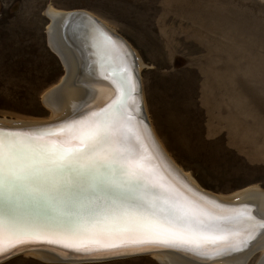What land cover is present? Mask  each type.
Instances as JSON below:
<instances>
[{
  "label": "rangeland",
  "instance_id": "rangeland-1",
  "mask_svg": "<svg viewBox=\"0 0 264 264\" xmlns=\"http://www.w3.org/2000/svg\"><path fill=\"white\" fill-rule=\"evenodd\" d=\"M48 7L91 12L129 43L156 135L201 188L225 197L264 190V0H0L2 122L53 115L43 96L65 69L49 45ZM2 264L88 262L24 254Z\"/></svg>",
  "mask_w": 264,
  "mask_h": 264
},
{
  "label": "snow or ice",
  "instance_id": "snow-or-ice-1",
  "mask_svg": "<svg viewBox=\"0 0 264 264\" xmlns=\"http://www.w3.org/2000/svg\"><path fill=\"white\" fill-rule=\"evenodd\" d=\"M80 15L111 40L97 21ZM127 56L131 65L113 73L116 99L67 126L76 133L78 146L49 140L53 133L43 129H0V257L18 254V246L31 241L73 250L87 256L88 264H114L158 246L230 261L257 238L208 255L209 244L226 239L216 234L214 224L223 218L212 217L199 204L173 199L153 178L131 124L141 120L143 100L136 57L130 50ZM129 99L136 103V114L125 115Z\"/></svg>",
  "mask_w": 264,
  "mask_h": 264
},
{
  "label": "water",
  "instance_id": "water-1",
  "mask_svg": "<svg viewBox=\"0 0 264 264\" xmlns=\"http://www.w3.org/2000/svg\"><path fill=\"white\" fill-rule=\"evenodd\" d=\"M80 14H84L88 17H92L88 15L86 12H83L80 10L74 11V12H68V14L64 16L55 17L53 19L49 18L47 14L46 16L50 20V26L52 27L51 28L52 31L54 30V33H56L59 37H61L63 46H67V48L70 50L69 53H70L71 58H73V62H74V67L72 68V70L74 71L72 72L71 70L70 72H68V74L70 73L71 75L72 73V81H71L72 84L74 85L76 83H79L80 81L84 80V77L86 79L87 84L101 83V82L96 81L97 78H95L94 76L88 77V75L90 74L88 73V70H89L88 63L89 64L91 63L89 59L90 57L86 53H85L86 54L85 56V54L81 52L80 50L81 48L79 49L78 45L74 46L77 43L80 46V43L82 44L84 42L83 35L87 31H91V32L94 31L92 26L85 19H83V16ZM92 18L98 22V27H102V29L106 31L108 35L111 37V40H109L108 37H106L103 33L95 31L100 35V37H102L101 40L104 41V43L108 44V46L112 48V50L116 53V56H118V58L121 60L122 65H123V66H118L116 69L112 71H107V74L103 75L104 80H107L110 77L111 78L113 77L114 72H118L120 69L124 67H129L131 65V57L127 56L128 50L131 51L134 57L136 56L134 52L130 49V46L125 42V40H123L120 36L109 32L99 20H97L94 17ZM125 45L127 46L126 48L124 47ZM65 74L67 76V70H65ZM135 76L139 79L140 85H141L140 72L138 71L137 59H136V65H135ZM118 95H119V90H118ZM141 96H142V92H141ZM111 103L112 101H109V102L104 103V105L100 107H91L88 109L82 106L77 107L71 110L70 112H68L64 116V118L61 120L56 119V120H49V121L38 122V123H24V124L18 123V124H10V125H0V129L5 130L6 132H21V133L43 129L46 131H51L53 133L52 135L48 136L47 139L65 144V142L60 141V138H61L60 136L62 133H64V131H57V130L66 128L68 125H70L74 121L80 120V118H83V116H86L92 112H99L100 110L106 108ZM133 114H136V103L134 102L133 99H129L127 101V108H126L125 115H133ZM138 115L141 117V120L138 122L137 120L134 119L131 122V124L132 125L136 124L137 127H139L143 131L144 135L147 137L150 143L151 148L153 149V153H152L153 164L148 165L147 161L145 159L144 160H145V163L152 169L153 178L156 180V182L163 184L169 190V193L173 199H176L179 201H191L199 205L200 203H203L205 206L209 205V206H213L214 208H220V209L224 208L225 212L226 211L228 212L226 213L227 215L222 217L219 215H214L209 210H207L212 215V217L223 218V219H215L214 224L216 225V234L226 237L225 240H220L214 244H209L207 248V253L210 257L215 256L218 252L223 251L224 249L228 247H240L242 241L247 242L249 238L252 236L258 237L260 233L264 231V229L261 228V224H264V218L262 219L256 216V208L254 206L250 205V207L248 206L247 208L238 211L240 212L239 214H237L236 211L235 213H233L234 210L230 209L233 207H229V205L219 202L213 196L203 193L197 190L196 188H194L191 184H189L187 180L185 179V177L165 157V155L162 153L159 146L157 145V142L154 140L153 135L151 134L150 124L147 119L144 107H143V112L139 113ZM77 140L71 141L74 143V146L79 145V140L78 141ZM153 154H155V156ZM209 198H212V199L209 200ZM3 207L4 205L0 204V211L2 212H3ZM244 222L245 224L248 223L249 225L248 224L246 225L251 227V232H249L247 236H244L240 230L241 229L240 224ZM227 227H229V229ZM234 234H240V238H239L240 241L238 240L240 243H236L235 246H233L234 244H232L231 246H229L230 244H225L223 246L219 244L221 242L229 241L231 237L235 236ZM255 240L251 241V243L254 242ZM33 252L53 253L55 256L53 260H50L52 262H59V263H86L88 262L87 256L76 254L73 252V250L65 249L59 245H48L47 243H44L41 245V244H38L37 242H26L25 245L18 246V254L13 255L10 258L0 257V264L14 257H17L19 255H24V254L26 255L27 253H33ZM156 253L177 255L182 258L179 264H210L212 262L222 260V259L204 260L200 257L193 256L191 253L185 252L183 250L171 249V248H167L164 246L154 247L149 253L143 254L140 256H151L152 254H156Z\"/></svg>",
  "mask_w": 264,
  "mask_h": 264
},
{
  "label": "bare ground",
  "instance_id": "bare-ground-1",
  "mask_svg": "<svg viewBox=\"0 0 264 264\" xmlns=\"http://www.w3.org/2000/svg\"><path fill=\"white\" fill-rule=\"evenodd\" d=\"M74 11H78V10L57 11L53 9L52 7H48L46 14L48 15L49 18L53 19L55 17L64 16L68 14V12H74ZM80 11L86 12L88 15L96 18L104 25V27L109 32L117 35L116 31L110 28L105 22H103L101 19H99L97 16H95L91 12H88L85 10H80ZM51 28H52L51 26H49L48 28L49 45L51 49L53 50V52L59 57L64 69L67 70V76L65 74L62 80L60 81V83L57 86L48 90L43 96V104L52 111L53 113L52 117L48 120H42V121H14V122L0 121V125H10V124H18V123H22V124L38 123V122H45V121L56 120V119L61 120L64 118V116L68 112H70L71 110L77 107L82 106L87 109L91 107H100L104 105V103L106 102L113 101V99L115 100L116 97L118 96V88L116 84L113 83V77L112 78L110 77L109 79L104 80L103 75H106L107 71H112L116 69L118 66H123V65H122L121 60L118 58V56H116V53L112 50V48L108 46V44L104 43V41L101 40L102 37H100V35L95 31H92V32L87 31L83 35L84 38L82 37L84 42L82 44L80 43V46L78 43L74 45V46L78 45L79 49L81 48L80 49L81 52H83L84 54L85 53L88 54L90 57L89 59L91 63L90 64L88 63V68H89L88 73L90 74L88 75V77L94 76L95 78H97L96 81L101 82V83L87 84L86 79L84 77V80L73 85L71 82L72 73L71 75L70 73L68 74V72H70L72 68L74 67L73 58H71L70 53H69L70 50L67 48V46H63L61 37H59L56 33H54V30L52 31ZM130 49L134 52V49H132V47H130ZM136 58H138V56H136ZM137 65H138V71L140 72L141 65H140L139 58L137 60ZM73 71L74 70H72V72ZM142 99H143V107H144L147 119L149 121L151 134L153 135L154 140L157 142V145L159 146L160 150L165 155V157L185 177V179L187 180L189 184H191L197 190L213 196L219 202L227 204L229 205V207H233V208H230L234 210V212L232 211L233 213H235L236 211V213L239 214L240 212L238 211L245 209L248 206L250 207L251 205L256 208V216L262 219L264 218V190L263 189L259 187H248L228 197L220 196V195L213 194L201 188L197 184V182H195L194 179L188 173H186L183 169H181V167H179L174 162V160L170 157V155L168 154L163 144L160 142V140L158 139L156 135L153 125L151 124L150 119L148 117V112L146 111V104L144 101L143 92H142ZM86 116H83V118H80V120L84 119ZM135 125L134 124L132 125L134 128L133 130L139 136V144L142 145V147H140L139 149L140 155L144 157L148 165H152L153 164V161H152L153 149L151 148L150 143L147 137L144 135L143 131L139 127H137V125L136 126ZM122 130L123 129H118L117 132L119 133ZM63 131L64 133L61 134L60 136L61 138L59 137L60 141L65 142L66 145H74V143L71 141L77 140L75 138L76 133L68 130V127L63 128ZM147 143L149 146L147 145ZM153 155L155 156V154ZM0 204H3L2 200H0ZM200 205L206 208V210H209L214 215H219L223 217L227 215L226 213H228L227 211L225 212L224 208L220 209V208H214L213 206H209V205L205 206L203 203H200ZM2 213L3 212L0 211V214ZM246 224L245 222L240 224L241 225L240 230L244 236H247V234L251 232V227L248 226L249 224L248 225ZM227 228L229 229V227ZM234 235L235 236L231 237L229 241L221 242L219 244L221 246L225 244H230L229 246H231L232 244H234L233 246H235L236 243H240L239 242L240 234H234ZM258 251L261 252L260 258L258 259V264H264V235H259L257 239L251 243L250 247L246 249L244 253L237 254L235 259L230 260V261L229 260H218L210 264H247L249 259ZM28 254L32 256H36L44 260H48V261L53 260L55 256L53 253H48V252H33V253H27L26 255ZM151 256L156 257V259H158L160 262H163L164 264H179L181 262L180 260H182L181 257L174 255V254L170 255V254L156 253V254H152Z\"/></svg>",
  "mask_w": 264,
  "mask_h": 264
}]
</instances>
